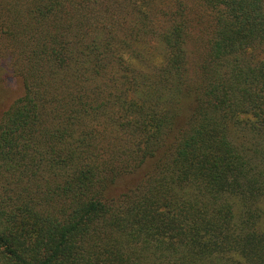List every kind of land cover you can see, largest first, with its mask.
<instances>
[{"label": "trees", "instance_id": "trees-1", "mask_svg": "<svg viewBox=\"0 0 264 264\" xmlns=\"http://www.w3.org/2000/svg\"><path fill=\"white\" fill-rule=\"evenodd\" d=\"M9 79L0 264H264V0H0Z\"/></svg>", "mask_w": 264, "mask_h": 264}, {"label": "rangeland", "instance_id": "rangeland-1", "mask_svg": "<svg viewBox=\"0 0 264 264\" xmlns=\"http://www.w3.org/2000/svg\"><path fill=\"white\" fill-rule=\"evenodd\" d=\"M21 86L18 81L14 79H9L7 81H4L0 85V118L3 115V113L8 110L14 101L21 95ZM135 177H131L128 180H125L122 182V184H130V180H134ZM121 186L120 188H117V191H120L122 189ZM115 193H118L115 191Z\"/></svg>", "mask_w": 264, "mask_h": 264}]
</instances>
